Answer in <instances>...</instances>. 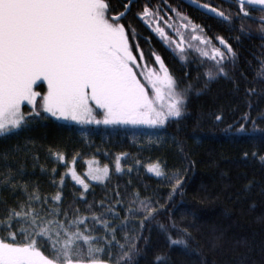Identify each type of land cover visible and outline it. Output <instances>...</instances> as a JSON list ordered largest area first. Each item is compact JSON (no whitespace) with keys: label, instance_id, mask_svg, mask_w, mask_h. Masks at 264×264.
<instances>
[{"label":"snow or ice","instance_id":"1","mask_svg":"<svg viewBox=\"0 0 264 264\" xmlns=\"http://www.w3.org/2000/svg\"><path fill=\"white\" fill-rule=\"evenodd\" d=\"M184 2L210 22L198 23L179 5L161 9L151 0H0V264H166L167 251L157 245L196 253L198 264H210L194 246V223L175 218L172 201L175 193L183 195L185 182L181 170L169 176L163 160L143 165L121 151L113 166L93 167V158L81 174L75 167L80 153L69 160L67 147L50 142L47 131L55 126L86 137L90 130L76 125L147 126L155 130L147 133V147L170 144L191 168L195 161L185 152L184 137L195 135L198 124L189 130L182 121L193 94L225 79L234 91L243 85L246 97H264V0ZM257 34L260 44L251 55L258 67L249 79L252 61L241 59L242 48ZM154 38L170 62L180 64L182 75L152 47ZM142 44L149 46L147 55ZM38 81L46 82V91L36 90ZM247 107L235 130L264 142V128L257 124L264 109L253 116L252 103ZM212 115L223 120L222 113ZM251 156L264 164V152ZM113 167L129 176V198L117 184L111 196L89 202L91 182L106 185ZM142 167L167 180L164 203L139 189L128 192ZM41 176L49 177L54 194L42 192ZM69 182L78 191L65 205Z\"/></svg>","mask_w":264,"mask_h":264},{"label":"trees","instance_id":"2","mask_svg":"<svg viewBox=\"0 0 264 264\" xmlns=\"http://www.w3.org/2000/svg\"><path fill=\"white\" fill-rule=\"evenodd\" d=\"M143 2L145 0H141V3ZM216 2L218 5L222 3L220 0H215ZM151 3L159 5L161 9H165L166 3L179 5L198 23L210 22L202 20L201 14L183 0H151ZM220 34L226 35L223 32ZM144 35H149V32L145 31ZM151 44L155 50L165 55V61L173 73L176 76L182 75L180 64L170 62L158 39L154 38ZM259 44L260 40L255 36L253 41L245 39L243 44L241 59L252 61V67L248 71L249 79L255 76V69L258 67V62L253 59L251 52ZM141 47L147 55L149 46L142 44ZM38 87L41 89V85ZM249 102L253 105V116L264 109V97H246L243 85L237 92L233 90L231 82L225 79L212 82L200 96L193 94L189 114L186 120L182 121L189 130L198 124L195 135L184 137L185 152L189 159L195 161L191 168L182 154L170 144L164 147H147V133L155 131L147 126L76 125L78 129L83 127L90 130L86 137H81L79 131L70 133L53 126L47 130L48 140L61 149L67 147L69 160L72 154L79 152L76 168L80 172L84 171L88 158H95L99 164L113 166L115 154L121 151L131 153L143 165L156 159L163 160L167 164L165 171L169 176L181 170L180 174L184 176L185 182L183 195L175 193L172 201L177 205L175 218L177 222L183 219L194 223L195 227L190 229L195 236L194 246L199 249L203 258L210 264H264V196L260 195V187L264 185V164L251 156L253 151L264 152V142L259 135L251 138V134L235 130L239 127L237 120L241 113L248 111ZM24 110L28 111L29 108ZM213 113H222L223 120L216 122ZM257 124L264 128V120H257ZM230 125L234 127L230 128ZM251 126V123L247 125L249 128ZM173 127L168 128V133L173 132ZM142 145L144 146L141 147ZM244 152L249 153L247 158H244ZM41 163L49 168L55 166L51 161L42 160ZM64 170L63 167L59 169L60 172ZM38 179L42 192L54 194L57 191L48 183L49 177L41 176ZM128 179L126 172L118 175L113 167L112 178L106 185L91 182L92 193L88 195V201H99L106 193L111 196L117 184L125 199H128L125 193V182ZM131 179L132 188L128 189V192L139 189L144 196L154 195L158 199L163 197L160 199L161 203L167 199L170 185L166 179L147 173L143 167L138 175L134 172ZM249 181L255 183L246 191ZM64 191L67 205V202L72 200V194L78 191V187L74 188L73 183L69 182ZM79 206L85 207L82 204ZM184 226H187V223ZM153 235L155 236V231ZM157 247L161 251H167L166 264H198L201 259V255H187L178 247L171 250H166L161 245ZM141 264L144 262L141 261Z\"/></svg>","mask_w":264,"mask_h":264},{"label":"rangeland","instance_id":"3","mask_svg":"<svg viewBox=\"0 0 264 264\" xmlns=\"http://www.w3.org/2000/svg\"><path fill=\"white\" fill-rule=\"evenodd\" d=\"M148 63H149V65L151 66V62L148 61ZM39 85H41V89L38 87ZM36 88H38L37 91H46V88H47L46 82H44V81H38V82H37V86H36ZM25 108L28 109L27 106H25ZM90 160H92V158H88V159L86 160V162H85L86 167H85V169H84L83 172L78 171L77 168H76V170H77L79 173H81V174H85V173L87 172L88 167H89V163H88V162H89ZM92 166H93V167H95V166L103 167L104 165H103V164H99V163L96 162V163L93 164ZM75 167H76V164H75Z\"/></svg>","mask_w":264,"mask_h":264},{"label":"flooded vegetation","instance_id":"4","mask_svg":"<svg viewBox=\"0 0 264 264\" xmlns=\"http://www.w3.org/2000/svg\"><path fill=\"white\" fill-rule=\"evenodd\" d=\"M220 1H222V0H220ZM215 4H217V2H216ZM217 5H218V4H217ZM254 27H255V26H254ZM255 37L259 38L258 35H256Z\"/></svg>","mask_w":264,"mask_h":264},{"label":"water","instance_id":"5","mask_svg":"<svg viewBox=\"0 0 264 264\" xmlns=\"http://www.w3.org/2000/svg\"><path fill=\"white\" fill-rule=\"evenodd\" d=\"M184 1V0H183ZM187 4V3H186ZM189 5V4H188ZM192 7H194V6H192ZM195 8V7H194Z\"/></svg>","mask_w":264,"mask_h":264}]
</instances>
